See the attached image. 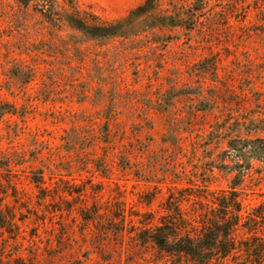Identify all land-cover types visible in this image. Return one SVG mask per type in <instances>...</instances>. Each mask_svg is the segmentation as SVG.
Masks as SVG:
<instances>
[{
    "label": "rangeland",
    "instance_id": "374dc122",
    "mask_svg": "<svg viewBox=\"0 0 264 264\" xmlns=\"http://www.w3.org/2000/svg\"><path fill=\"white\" fill-rule=\"evenodd\" d=\"M145 1L0 0V264H186L136 233L177 213L198 233L223 191L264 215V0L78 28Z\"/></svg>",
    "mask_w": 264,
    "mask_h": 264
},
{
    "label": "trees",
    "instance_id": "16d2710c",
    "mask_svg": "<svg viewBox=\"0 0 264 264\" xmlns=\"http://www.w3.org/2000/svg\"><path fill=\"white\" fill-rule=\"evenodd\" d=\"M17 1L22 5H27L30 0ZM151 1L146 0L132 9L126 17L117 21L96 22L89 26L77 22L78 28L93 38L120 35L125 26L146 15L145 11ZM262 149L264 150V145ZM211 203L214 207H210L209 211L217 210L219 215L207 219L208 222L203 223L198 233L193 234L195 229L187 230L184 227L186 220L177 213V216L169 220L163 218L160 224L140 229L136 237L140 243L152 244L168 256L185 259L186 264H228L229 258L237 259L241 253L247 257L245 262L249 264H264V215L256 216L260 217V221L245 220L241 224L244 219L243 207L235 191H223L221 196L211 200ZM3 219L0 215V227L6 224ZM240 226L249 229V237L237 238L236 232Z\"/></svg>",
    "mask_w": 264,
    "mask_h": 264
}]
</instances>
